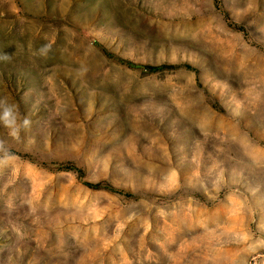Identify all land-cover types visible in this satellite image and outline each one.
Returning <instances> with one entry per match:
<instances>
[{"label":"rangeland","instance_id":"obj_1","mask_svg":"<svg viewBox=\"0 0 264 264\" xmlns=\"http://www.w3.org/2000/svg\"><path fill=\"white\" fill-rule=\"evenodd\" d=\"M3 54L0 264H264V0H0Z\"/></svg>","mask_w":264,"mask_h":264},{"label":"clouds","instance_id":"obj_2","mask_svg":"<svg viewBox=\"0 0 264 264\" xmlns=\"http://www.w3.org/2000/svg\"><path fill=\"white\" fill-rule=\"evenodd\" d=\"M52 45L50 43L44 44L39 48L38 53L41 56H47L51 51ZM10 56L8 54L0 55V60L8 61ZM0 124L8 129V134L18 139L22 130L30 127L31 121L29 118H20L18 108L9 104L6 100H0ZM15 159V155L5 146L3 141H0V165H7Z\"/></svg>","mask_w":264,"mask_h":264},{"label":"trees","instance_id":"obj_3","mask_svg":"<svg viewBox=\"0 0 264 264\" xmlns=\"http://www.w3.org/2000/svg\"><path fill=\"white\" fill-rule=\"evenodd\" d=\"M131 67H136V68H140V67H142V65H137V64H129ZM149 69H152V70H155L156 68H151V67H149V66H147Z\"/></svg>","mask_w":264,"mask_h":264}]
</instances>
